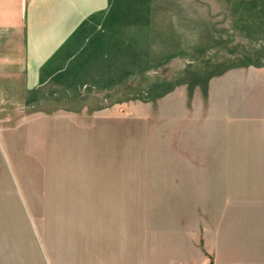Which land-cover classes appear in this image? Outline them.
Returning a JSON list of instances; mask_svg holds the SVG:
<instances>
[{
  "label": "rangeland",
  "instance_id": "obj_1",
  "mask_svg": "<svg viewBox=\"0 0 264 264\" xmlns=\"http://www.w3.org/2000/svg\"><path fill=\"white\" fill-rule=\"evenodd\" d=\"M68 55L0 92L1 226L64 264H264V0H111Z\"/></svg>",
  "mask_w": 264,
  "mask_h": 264
},
{
  "label": "crops",
  "instance_id": "obj_2",
  "mask_svg": "<svg viewBox=\"0 0 264 264\" xmlns=\"http://www.w3.org/2000/svg\"><path fill=\"white\" fill-rule=\"evenodd\" d=\"M110 10L111 0H0V92L14 87L20 78L29 90L34 82L47 83L50 75L65 68L68 53L79 51L84 37L107 20ZM11 227L15 225L10 222L0 224V235L1 229L7 234L0 237V264H64V255L58 254L55 260L46 237L38 231L34 237L33 230L27 228L24 242L18 243ZM239 249L233 248L232 264L241 259L239 253L249 252L247 258L256 253L253 247L247 252ZM207 253L200 264H210ZM104 264L111 262L105 260ZM121 264H129L128 259L123 262L122 257ZM162 264L178 262L169 257Z\"/></svg>",
  "mask_w": 264,
  "mask_h": 264
}]
</instances>
